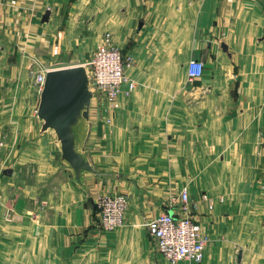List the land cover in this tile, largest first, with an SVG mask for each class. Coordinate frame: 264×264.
I'll return each mask as SVG.
<instances>
[{"label":"crops","instance_id":"1","mask_svg":"<svg viewBox=\"0 0 264 264\" xmlns=\"http://www.w3.org/2000/svg\"><path fill=\"white\" fill-rule=\"evenodd\" d=\"M46 9L47 19L41 20ZM85 13V23L80 22ZM79 23L87 34L80 33ZM104 30L111 32L121 52L132 56L124 72L135 85L127 94L120 92L119 107L108 122L101 121L104 114L97 108L91 118L90 102L84 149L95 170L115 177L84 173L85 192L71 180L52 135L38 132V93L29 71L80 63L77 44L91 36L100 40ZM191 58L203 60L205 67L200 78L189 80L186 64ZM184 107L200 108L204 122L194 128L189 120L191 127L176 130L179 118L170 120L169 114ZM140 108L153 111L161 126L151 156L135 152L140 159L131 161L127 156L134 145L123 129L142 120ZM222 108L231 111L217 114ZM128 109L138 113L128 117ZM3 137L9 141L6 146ZM24 141L28 148L18 152L16 145ZM0 150L14 156L13 165L33 158L23 159L24 151L34 154L39 172L61 171L67 176L63 185L83 191L87 205L74 201L73 208L58 213L59 246L102 251V259L68 264H172L160 260L144 223L171 211L182 186L188 188L192 216L208 237L201 264H247L245 253L255 251L249 242L255 239L256 228L250 226L255 217L240 208L239 199L264 205V0H0ZM214 154L219 163L209 166ZM8 176L0 189L3 194V188L11 189V196L18 190L12 209L20 206L16 213L21 222L15 224L16 233H23L28 229L24 201L29 186L15 185L13 168ZM194 182L197 193L191 189ZM244 188L250 191L240 196ZM106 192L125 194L126 207L122 224L102 232L93 201ZM241 236L247 238L244 246H238ZM239 251L242 258L237 262ZM256 251L264 255V246Z\"/></svg>","mask_w":264,"mask_h":264},{"label":"rangeland","instance_id":"2","mask_svg":"<svg viewBox=\"0 0 264 264\" xmlns=\"http://www.w3.org/2000/svg\"><path fill=\"white\" fill-rule=\"evenodd\" d=\"M87 16V13L83 14L79 21L85 23ZM81 26L82 28L79 29L80 33L87 34L85 26L79 23V27ZM98 40L99 38L91 36L88 37L85 42L77 44L79 50L82 52V58L86 56L90 49L94 48L99 42ZM132 61L133 59H131L130 62L125 63V65ZM123 87L124 86L122 85V88ZM96 100H98L97 97H93L91 100V118L93 120L95 109L97 107ZM135 110L136 109H128L129 112L126 113V115L129 117L133 112L138 113V111ZM200 110V108H176L172 109L168 118L170 120H173L175 117L179 118L176 120V130L189 127V120H191V126L196 128L204 122L205 118V112ZM230 111V108H222L218 109L217 114H225ZM142 112L144 115H141ZM211 112H213V110ZM215 114V112L212 113V116ZM140 115L143 117L142 120H138L139 122L136 123L125 124L123 129L124 134L126 132V134L130 135L129 138H131V140H128L129 144H131V146L134 145L131 150L133 151V154L130 155L131 152L129 151V156H127V159H130L131 161L140 159V157L134 155L135 152L142 153L146 157L151 156V147L156 140L155 138L158 137L159 128L161 126V124L155 123V113L150 111V109L140 108ZM101 121L105 123L103 118ZM139 137H141V140H139L138 148L135 150V139H138ZM3 138V144L6 146L5 144L9 141L5 139L6 137ZM25 142L26 141L16 145V150H18V152L22 151L23 153V148H28L25 147ZM40 145H30V147L38 148ZM34 153L36 152L34 151ZM24 155L23 159H26L28 156L33 158H28L30 160L24 165H13L11 159L14 156H7L0 150V186H2V183L7 180V177H9L8 175L3 174L2 171L6 168H11V166H13L12 168L16 171L15 185L20 187L23 183L29 186V198L24 201V206L26 208V211L24 210V212L28 216L26 219V227H28V229L24 230L23 233L21 230L16 233L18 226L15 223L18 221L21 222L17 217L19 214L16 213V210H19L20 206L14 210L12 209V202H15L16 199L20 197L17 193L18 190L13 196H11V189L7 190L6 188H3L5 194L2 193V188L0 189V193L3 194L0 200V264H68V261L70 260L79 262L81 260L93 261L96 258L102 259L100 255V253H103L102 251H98L97 253L83 250L75 251V246L71 249L59 246L60 241L58 235H60L61 229H59V225H57L58 213L60 211L64 212L65 209L73 208L72 203L74 201L86 205L88 204V201L83 191L80 188H77L74 184L68 186L62 184L67 178L63 172L58 171L57 173L51 174V172L47 170L49 173L47 172L46 174H43L44 172H39L37 170L36 156L25 151ZM219 160L220 157L214 154L211 160L208 161V164L210 166L213 163H219ZM196 167L199 168V162L196 163L195 168ZM49 169L52 168L49 167ZM220 174H224V172L221 171ZM255 180L256 178H254L253 182H255ZM191 189L193 190V193H197L198 183H191ZM249 191L250 189L246 188L239 189V194L240 196H245ZM239 200H242L243 202V204H240V208L244 207L246 212H252L255 217V223L250 225L252 228H256V231L254 232L255 239H252L251 237L249 241L251 242V248L254 245L255 251L251 254L249 252L245 253L248 258L247 264H264L263 253L261 254V252L256 251V248H262V246H264V205L261 203L257 205L255 201H249L245 198ZM250 204H254V206ZM200 224L202 225L201 222ZM13 230L15 232H12ZM246 240V237L244 238L241 236L238 240V246H244L243 241ZM235 246L237 247V245ZM235 256L236 250L233 249V262L235 261ZM159 258L161 261L168 262L162 256Z\"/></svg>","mask_w":264,"mask_h":264},{"label":"built area","instance_id":"3","mask_svg":"<svg viewBox=\"0 0 264 264\" xmlns=\"http://www.w3.org/2000/svg\"><path fill=\"white\" fill-rule=\"evenodd\" d=\"M131 59L130 54L121 52L111 32L104 30L101 32L99 42L80 62L87 68L89 85L94 90L91 99L98 98L96 108L104 114V122H108L112 112L119 107L120 92L127 94L135 85L133 78L124 73L125 63ZM204 67L203 60L189 59L186 64L187 78L189 80L200 78ZM47 69L49 68L29 71L37 93ZM93 203L97 211L96 225L100 231H112L122 224L126 207L125 194L102 193ZM190 204L188 188L182 186L179 199L171 204V211L163 210L144 223L157 253L171 263L188 261L190 264H201L204 257L208 237L199 219L192 216Z\"/></svg>","mask_w":264,"mask_h":264},{"label":"water","instance_id":"4","mask_svg":"<svg viewBox=\"0 0 264 264\" xmlns=\"http://www.w3.org/2000/svg\"><path fill=\"white\" fill-rule=\"evenodd\" d=\"M48 14L49 10H44L41 20H46ZM220 45L226 50L224 42ZM93 93L84 64L49 68L44 72L34 109L39 122L38 132H49L52 135L60 161L70 172L73 183L85 192L84 173L99 179L115 177L112 173L95 170L84 149L91 125L88 111ZM2 173L10 175L11 169L6 168ZM241 258L242 251H239L237 262Z\"/></svg>","mask_w":264,"mask_h":264}]
</instances>
